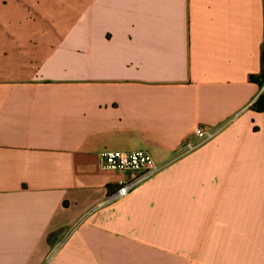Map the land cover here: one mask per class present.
Here are the masks:
<instances>
[{
  "label": "crops",
  "instance_id": "1",
  "mask_svg": "<svg viewBox=\"0 0 264 264\" xmlns=\"http://www.w3.org/2000/svg\"><path fill=\"white\" fill-rule=\"evenodd\" d=\"M263 36L264 0H0V264H264ZM109 150L168 165L101 205Z\"/></svg>",
  "mask_w": 264,
  "mask_h": 264
},
{
  "label": "built area",
  "instance_id": "2",
  "mask_svg": "<svg viewBox=\"0 0 264 264\" xmlns=\"http://www.w3.org/2000/svg\"><path fill=\"white\" fill-rule=\"evenodd\" d=\"M262 65L264 67V36L262 37ZM264 100V74L261 78L260 91L256 100L251 104L255 106L259 100ZM217 131L210 126H199L193 137L186 139L177 154V157L192 153L200 146L212 140ZM99 167L103 171L130 174L128 179L118 182L116 190L107 196L101 205L111 204L125 198L143 182L160 173L168 164L160 163L143 150H109L99 154Z\"/></svg>",
  "mask_w": 264,
  "mask_h": 264
},
{
  "label": "trees",
  "instance_id": "3",
  "mask_svg": "<svg viewBox=\"0 0 264 264\" xmlns=\"http://www.w3.org/2000/svg\"><path fill=\"white\" fill-rule=\"evenodd\" d=\"M255 108L258 109L259 111L263 110L264 109V100L263 99L259 100V102L256 104Z\"/></svg>",
  "mask_w": 264,
  "mask_h": 264
}]
</instances>
